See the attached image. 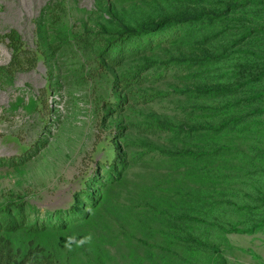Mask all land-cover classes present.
Here are the masks:
<instances>
[{"label": "rangeland", "instance_id": "obj_1", "mask_svg": "<svg viewBox=\"0 0 264 264\" xmlns=\"http://www.w3.org/2000/svg\"><path fill=\"white\" fill-rule=\"evenodd\" d=\"M202 13L222 15L131 43L120 66L102 54L124 28ZM11 30L25 70L0 78V210L26 204L49 227L9 234L16 248L58 264H264V225L245 233L264 222V0H0V67ZM186 59L203 61L173 62ZM76 205L88 219L55 230Z\"/></svg>", "mask_w": 264, "mask_h": 264}, {"label": "trees", "instance_id": "obj_2", "mask_svg": "<svg viewBox=\"0 0 264 264\" xmlns=\"http://www.w3.org/2000/svg\"><path fill=\"white\" fill-rule=\"evenodd\" d=\"M44 13V12H43ZM222 14L218 13H202L192 15H181L171 19H161L149 26H143L140 29H127L124 28L118 37L110 42H107L102 50V54L106 59L107 63H111L113 66H120L131 48V43L134 44V48L139 49L147 45L159 35L167 32L177 34L180 29L194 28L198 26H210L220 19ZM43 16V14H42ZM183 28V29H182ZM166 39L167 35L165 36ZM6 38L9 40V48L13 55V60L9 67H0V78H6L9 81L15 79V73L25 70V67L20 63L19 58L24 53L22 50L21 38L17 31L11 30ZM214 58H205V60H213ZM201 61L193 60H173L175 63H200ZM144 69H139L137 72L131 74L123 80L126 86L133 85L134 83L142 84L143 78L141 74ZM197 93L215 94L213 90H197ZM218 92V91H216ZM227 92L221 90L218 93ZM175 93L186 94L187 91H176ZM211 129V128H210ZM206 130L204 127L191 128L189 131L201 132ZM211 131V130H210ZM175 155H181L176 153ZM202 155H197V158ZM94 192V191H92ZM88 201L94 206V196L90 191L84 195ZM87 214L83 212L79 205L74 206L68 215L64 217L59 216L54 229L58 231H64L67 226L71 223L78 221H86ZM263 224H259L252 229L245 231V233H255L257 229H260ZM48 224H41L38 220L32 222L31 214L27 212L26 204H14L11 207H7L0 210V264H58L52 253L46 254L45 250L36 246L29 248L27 254H23L20 248H16L13 240L9 237V234L16 233L18 231L25 230L31 234H39L46 232Z\"/></svg>", "mask_w": 264, "mask_h": 264}, {"label": "clouds", "instance_id": "obj_3", "mask_svg": "<svg viewBox=\"0 0 264 264\" xmlns=\"http://www.w3.org/2000/svg\"><path fill=\"white\" fill-rule=\"evenodd\" d=\"M86 239H87V240H90V239H91V237H87Z\"/></svg>", "mask_w": 264, "mask_h": 264}]
</instances>
